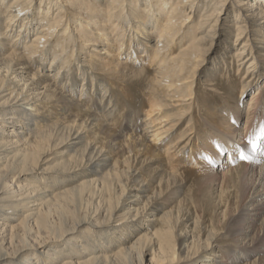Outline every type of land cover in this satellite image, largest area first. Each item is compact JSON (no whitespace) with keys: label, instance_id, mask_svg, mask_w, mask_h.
<instances>
[{"label":"bare ground","instance_id":"obj_1","mask_svg":"<svg viewBox=\"0 0 264 264\" xmlns=\"http://www.w3.org/2000/svg\"><path fill=\"white\" fill-rule=\"evenodd\" d=\"M0 38V264H264V0H0Z\"/></svg>","mask_w":264,"mask_h":264},{"label":"rangeland","instance_id":"obj_2","mask_svg":"<svg viewBox=\"0 0 264 264\" xmlns=\"http://www.w3.org/2000/svg\"><path fill=\"white\" fill-rule=\"evenodd\" d=\"M4 39L3 38H0V41H3ZM156 41V39L155 38H151V39H149L148 40V42L150 43V44H154V42ZM216 49H218V47L216 48ZM101 56H103V57H105V54H100ZM0 64H2V63H0ZM2 66H5V65H2ZM20 73H22L21 71H19ZM10 74V73H9ZM13 77V76H12ZM11 77V78H12ZM43 78H45V76L43 75V74H41L39 77H37V80H42ZM36 79V78H35ZM23 83V82H22ZM43 86L41 85V87H40V89L38 90V92H42V91H44L43 90V88H42ZM44 93H42V95H43ZM62 96V95H61ZM68 100H70V102L69 103H71V105H73V106H77V107H82L83 105L81 104V103H77V105H75L76 104V102H77V100L76 99H79V95L77 94V96H75L74 97V100H72L69 96H67L66 94L65 95H63L62 96V99L66 102L67 101V99ZM68 102V101H67ZM84 109V108H83ZM91 113H95V111H94V108H92L91 109ZM141 119H143L144 121H145V119H144V116L143 117H141ZM141 124H143V123H141ZM140 124V125H141ZM104 126H106V125H104ZM142 128H144L143 126H142ZM127 132H129V131H127V130H125L124 131V133L123 134H126ZM129 134H130V138H132L134 141H136V140H140L138 137H139V134H137L136 132H129ZM132 139H131V141H132Z\"/></svg>","mask_w":264,"mask_h":264},{"label":"snow or ice","instance_id":"obj_3","mask_svg":"<svg viewBox=\"0 0 264 264\" xmlns=\"http://www.w3.org/2000/svg\"><path fill=\"white\" fill-rule=\"evenodd\" d=\"M233 123H234V121H233ZM217 149H218V151L220 152L221 155H223L224 153L227 152V148H226L223 144H217ZM253 149H255V145H253ZM205 159H207V157H205ZM239 159H240V160H244V159H246V157L243 155L242 152H241V154H240V156H239ZM209 163H210V164H213V166H215L214 161H212V160H210V159H209Z\"/></svg>","mask_w":264,"mask_h":264}]
</instances>
